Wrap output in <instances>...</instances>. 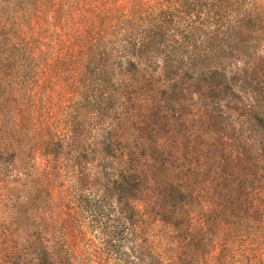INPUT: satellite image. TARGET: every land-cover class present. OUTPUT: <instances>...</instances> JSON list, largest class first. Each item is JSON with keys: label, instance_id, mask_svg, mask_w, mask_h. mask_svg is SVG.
Masks as SVG:
<instances>
[{"label": "trees", "instance_id": "16d2710c", "mask_svg": "<svg viewBox=\"0 0 264 264\" xmlns=\"http://www.w3.org/2000/svg\"><path fill=\"white\" fill-rule=\"evenodd\" d=\"M262 44L264 0H0L3 263L73 264L78 204L118 264H165L161 179L196 124L264 120Z\"/></svg>", "mask_w": 264, "mask_h": 264}, {"label": "rangeland", "instance_id": "374dc122", "mask_svg": "<svg viewBox=\"0 0 264 264\" xmlns=\"http://www.w3.org/2000/svg\"><path fill=\"white\" fill-rule=\"evenodd\" d=\"M256 57L264 61V44ZM239 95L264 114V92ZM196 126L207 135L190 157L196 169L163 175L156 203L165 215L149 214L158 254L165 264H264V120L231 114L227 123ZM79 207L73 208L79 230L68 240L72 263L118 264Z\"/></svg>", "mask_w": 264, "mask_h": 264}]
</instances>
